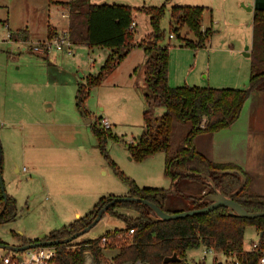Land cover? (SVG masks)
Listing matches in <instances>:
<instances>
[{
	"label": "rangeland",
	"instance_id": "374dc122",
	"mask_svg": "<svg viewBox=\"0 0 264 264\" xmlns=\"http://www.w3.org/2000/svg\"><path fill=\"white\" fill-rule=\"evenodd\" d=\"M89 1L96 4L122 3L139 7L158 6L165 0ZM50 2L51 0H0V18L8 14L12 27H17L18 24L21 26L27 20L33 22L40 31L39 35L45 33L49 20L51 25L52 21L56 22L61 29L66 26L67 19L62 18L60 13L66 10ZM167 20L168 16L162 20L161 27L168 31ZM135 21L138 23L135 27L136 39L151 30L148 17L142 12L135 14ZM3 31L5 32L0 25V35ZM171 41L175 45L170 51V65L173 63V67H177L181 73H187L188 67L193 62L192 57L201 50L180 47L179 45L182 44L176 38ZM2 46L10 57L17 55L16 51L10 49V45ZM243 47L245 49L246 45ZM89 48L82 44L73 45L72 53H59L61 61H56L55 64L41 59L39 62L32 60V64L27 65L20 73L12 71L11 76L9 75L6 80L8 89L1 91L4 97L11 89L19 103L10 116L6 112V116H2L0 121L1 179L6 195L14 199L16 208L12 220L0 223V243L3 245H17L20 242L18 238L39 237L62 228L87 214L102 197L127 196L128 184L113 171L99 150L97 138L92 130L94 118L89 125L85 124L88 117L81 118L76 106L79 84L86 85L89 78L97 74L106 59L101 52L90 53ZM22 57L37 59L33 55L24 53ZM245 59H249L251 64V58L245 57ZM122 61L114 68L117 73L110 74L113 75L112 78H109L108 74V78L102 79L99 85L90 87L87 104L91 114L104 112L118 122L116 126H111V133L117 139L107 138L105 150L119 171L133 180L139 188L169 189L171 179L165 175L166 158L163 162L166 153L158 152L142 161L128 158V142L131 139L136 140L143 131V112L146 110L143 95L147 91V84L145 79L139 76L142 65L135 69L134 75L136 84L140 85V87L136 85L139 89L133 90L127 87L130 78L129 62ZM8 62L11 63V70H14L15 61L8 60ZM198 68L192 75L186 76L188 85L194 84L193 80ZM248 85L239 88H247ZM21 102L23 107L20 106ZM247 115L253 124V130L249 135L251 141L250 144L248 142L246 150L248 155L250 154L251 161L254 162L250 175L255 180L254 187L257 191L255 189L254 191L262 195L264 194V92H255L245 112V116ZM189 129L190 125L187 124L179 126L172 140V153ZM81 145L84 146L83 149H80ZM101 168H104L106 174H102ZM176 190L180 194L197 196L201 192V184L182 180ZM166 206L168 210L188 211L192 208L191 203L175 194V191ZM115 211L129 217L137 215L134 210L126 208H117ZM76 214H79V217ZM124 226L125 222L122 219L105 212L90 230L72 242L87 241ZM244 237V247L250 250L254 243L260 242L261 232L254 226H248ZM76 247L73 244L66 249L74 250ZM115 252V249H104L102 263L112 264ZM12 255L17 256V253ZM83 255L84 264H95L88 247ZM186 257L190 263L204 260L205 264H215V258L218 263L224 264H232L234 260L233 257L224 254L215 256L203 245L188 250Z\"/></svg>",
	"mask_w": 264,
	"mask_h": 264
},
{
	"label": "trees",
	"instance_id": "16d2710c",
	"mask_svg": "<svg viewBox=\"0 0 264 264\" xmlns=\"http://www.w3.org/2000/svg\"><path fill=\"white\" fill-rule=\"evenodd\" d=\"M62 6L68 11L67 34L73 45L99 46L110 50L97 74L90 77L86 85L79 84L77 88L76 106L81 115L88 116L84 105L90 87L99 85L131 49L141 48L147 54L143 131L136 140L128 144V151L135 161H142L158 152L166 153L165 175L171 179V187H137L133 180L119 171L105 150L106 139L116 140V136L110 130L105 131L100 127L99 118H95L92 125L99 150L113 171L128 184L127 196L145 199L168 213H179L185 209L168 210L166 206L174 191L191 203L190 209H197L211 203L207 196L214 193V183L248 212L264 211V195L254 191L253 177L249 173L236 163H218L208 159L195 145V139L200 134L216 133L232 127L240 119L250 96L255 92H264V10H256L254 13L248 87L214 88L189 85L173 87L169 81L170 51L174 46L170 34L185 47L206 48L213 31L203 29L205 8L171 5L169 2L159 6L135 7L114 3L95 4L89 0H68L62 2ZM137 12L148 17L151 28L139 40L135 38V28L130 27ZM166 16L169 19L168 31L161 27ZM53 35V30L48 28V37ZM159 106L165 111L156 115L155 108ZM182 124L190 125V129L172 153V140ZM1 168L2 165L0 171ZM182 180L199 182V195L178 193L176 187ZM112 198L113 196L102 197L87 214L49 232L44 240L65 239L83 229ZM117 208L134 210L137 215L129 217L120 214L115 211ZM15 210L14 199L7 196L4 203L0 192V223L12 220ZM106 212L122 219L125 222L124 228L79 243L70 241L56 244L57 264H84L83 253L86 247L89 248L95 264H103V250L106 248L117 250L112 257V264H202L189 263L186 257L188 250L201 245L225 255H234L232 264H236V261L238 264H258L264 254V217L241 218L232 215L228 207L168 221L156 220L154 212L148 206L135 202L115 203ZM248 226H254L261 232L257 249L247 250L244 247L245 230ZM129 229L133 230L132 234H128ZM18 239L21 245L38 241ZM73 244L77 246L76 249H66ZM175 254L178 257L176 261H165Z\"/></svg>",
	"mask_w": 264,
	"mask_h": 264
},
{
	"label": "crops",
	"instance_id": "0c3cea01",
	"mask_svg": "<svg viewBox=\"0 0 264 264\" xmlns=\"http://www.w3.org/2000/svg\"><path fill=\"white\" fill-rule=\"evenodd\" d=\"M66 1L68 0H51L50 2L55 6H60L66 10L60 13L62 18L67 19L66 26L60 29V27L56 22L52 21V25H51L49 20L47 22V28L45 30V33H43L42 35H39L40 31L36 29L34 23L29 22L28 20L21 26H18L19 24L16 25L17 27H12V25L10 24L8 14L0 18V20H4L5 22L8 23L10 32L13 31L14 35H17L19 37L34 42L42 41L48 38V28L52 29L55 34H60L64 31H67L68 15L63 16V14H66L67 9L62 6V2H66ZM166 2H169L171 5L175 4V5L201 6L205 8L203 14V21H202L203 29H211L213 31L212 37L207 47L199 48V50L201 51H197L194 54V57H192L193 62L188 67L187 73H181V71L178 70L177 67H173L174 66L173 63L172 65H170V76H169L170 85L173 87L188 85L187 82L188 80L186 79V76L192 75L193 72L199 67L197 70L196 77H194L195 80H193L194 84H189L190 86L214 87V88L246 87L248 85V79L250 76L251 64L249 63L250 60L245 59V57L250 58L251 50H252L254 13L256 11L255 0H165L163 1V3ZM109 4H113V3H109ZM114 4H118V3H114ZM167 23L169 25V19L167 20ZM135 24L136 27L138 23L135 21ZM5 34L6 33L3 31L2 35H0V39H2L5 36ZM147 34H144V36H146ZM143 37H140L136 40H139ZM173 39H175V37ZM3 44L5 43H2L0 45V79H2V81L0 82V121L2 116H6V112L7 115L10 116L12 112L16 110V106L18 107L19 104L18 100L15 98V94H12L11 89L8 90V95L2 97L3 94L1 93V91H3L4 89L6 90L9 87L6 80H8L9 75L11 76L10 73H12V71L20 73V71L24 70L27 67V65L32 64V60H34L35 62H39V60L41 59L43 61H47L48 63L55 64L56 61L60 60L59 53H63V52H52L46 56L29 54L35 56L37 59L34 58L28 59L26 57H22L23 53L17 52V55L10 57L5 52L4 46H2ZM244 45H246L245 49H243ZM179 46L185 47L183 45H179ZM88 50L90 53L101 52V55L104 56V59L107 58L108 54L110 53L109 49L99 46L90 47ZM24 54H28V53H24ZM8 60L15 61L16 64L14 66V70H11L12 68L11 63H9ZM125 60L129 62L128 76L130 78L128 79L127 87L133 90L139 89L140 85L136 84L134 80V75L136 72L135 69L143 65L142 69L140 70L139 76L142 79H145V63L147 60V54L141 48H133L123 61ZM115 72L117 73V71H114L113 69L109 73L108 77L112 78L113 75L110 74H116ZM81 77L82 78L84 77L83 73L81 74ZM136 85H138L139 87H137ZM253 96H255V93H253L250 96V98L245 104L240 119L232 127L216 133H203L195 139V145L197 150L200 153H202L204 156H206L208 159L218 163H230V162L236 163L249 174L251 169L254 167V162L251 161L250 154L248 155L246 150H247L248 142L250 144L251 141V137L249 139V135L251 134V130H253V124L252 121L248 119L249 116L248 115L245 116V112L249 104L251 103ZM87 103L88 100H86L84 105L85 109L88 112V116H87L88 119L85 121V124L89 125L92 122L93 118L95 119L101 117L107 118L111 123V126H116L118 124V122L111 115H108L104 112L95 115L91 114ZM20 106L23 107V102L20 103ZM163 111H165L163 107L159 106L155 108V113L157 115L158 113H163ZM81 118H86V117L81 115ZM111 130L112 127L110 131ZM130 141L133 140L131 139ZM79 147L80 149L84 148L83 145ZM128 158L130 159L131 157L128 155ZM165 158L166 157H163V162H165ZM16 171H18V168H16ZM100 171L102 172V174H106L104 168H101ZM254 185H255V180L253 177L252 186L253 189L256 190ZM205 192L206 190L203 191V193ZM76 216L79 217V214H76ZM37 238L38 237L27 238V239H37ZM18 245H21L20 242L16 246ZM116 253L117 250L115 254ZM210 253H213L215 256L224 254L222 252H217L214 250ZM226 256L227 257L231 256L235 258L234 255H226ZM214 262L215 264H219L217 258H215ZM200 263L205 264L204 260H201Z\"/></svg>",
	"mask_w": 264,
	"mask_h": 264
},
{
	"label": "built area",
	"instance_id": "2783aa9c",
	"mask_svg": "<svg viewBox=\"0 0 264 264\" xmlns=\"http://www.w3.org/2000/svg\"><path fill=\"white\" fill-rule=\"evenodd\" d=\"M68 15V11L66 14ZM0 25L5 30V36L0 39V44L5 43L10 45V49L18 53H28L35 55H48L52 52H66L72 53L73 44L69 40L67 31L60 34H55L42 41H30L28 39L14 35L10 32L8 23L4 20H0ZM135 21L131 22V29L135 28ZM175 36L170 34V39ZM100 127L103 130H110L111 124L107 118H99ZM130 141L129 143H131ZM133 230L129 229L128 234H132ZM253 248L257 249V244H253ZM252 248V249H253ZM212 252L213 250H209ZM12 253H17V256H13ZM0 264H57L56 263V249L55 246H37L28 248L22 251H12L7 248L0 247ZM224 264V263H222ZM238 264V261H236ZM258 264H264V254L260 258Z\"/></svg>",
	"mask_w": 264,
	"mask_h": 264
},
{
	"label": "water",
	"instance_id": "95a60500",
	"mask_svg": "<svg viewBox=\"0 0 264 264\" xmlns=\"http://www.w3.org/2000/svg\"><path fill=\"white\" fill-rule=\"evenodd\" d=\"M255 9L256 10H264V0H255ZM2 161V155H1V147H0V166ZM213 185V191L214 193L207 196V198L211 201V203L207 206L197 208V209H191L188 211H183L179 213H168L166 211H163L160 207L157 205L141 198L137 197H131V196H123V197H113L108 203H106L96 214L95 218L83 229L78 230L74 232L72 235L65 239L60 240H44L46 237L45 234L40 235L35 242L25 244V245H3L0 243V247L7 248L12 251H22L28 248H33L37 246H55L59 243H66L70 242L88 230H90L102 217V215L115 203L118 202H135V203H141L143 205L148 206L155 214L156 220H172V219H178V218H185L188 216L198 215V214H205L208 213L214 209H217L219 207H228L229 211L232 215H237L241 218H247V219H255L259 217H264V211L261 212H254L250 213L245 208H243L238 202L234 201L231 197L226 196V194L221 190L218 189L214 183ZM0 192L3 197V202L5 203L7 200V195L5 193V189L3 186V182L1 179V171H0ZM178 259L177 255L175 254L172 257H168L165 259L166 262L170 261H176Z\"/></svg>",
	"mask_w": 264,
	"mask_h": 264
}]
</instances>
